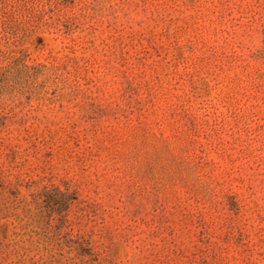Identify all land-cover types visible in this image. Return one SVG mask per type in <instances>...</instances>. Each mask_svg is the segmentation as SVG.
Listing matches in <instances>:
<instances>
[{"label":"rangeland","instance_id":"rangeland-1","mask_svg":"<svg viewBox=\"0 0 264 264\" xmlns=\"http://www.w3.org/2000/svg\"><path fill=\"white\" fill-rule=\"evenodd\" d=\"M0 264H264V0H0Z\"/></svg>","mask_w":264,"mask_h":264}]
</instances>
